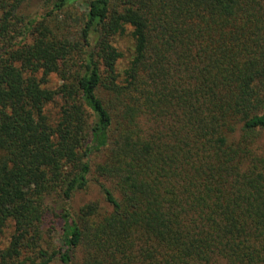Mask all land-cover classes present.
<instances>
[{
    "label": "trees",
    "instance_id": "trees-1",
    "mask_svg": "<svg viewBox=\"0 0 264 264\" xmlns=\"http://www.w3.org/2000/svg\"><path fill=\"white\" fill-rule=\"evenodd\" d=\"M30 1L0 0V264H264V0Z\"/></svg>",
    "mask_w": 264,
    "mask_h": 264
},
{
    "label": "rangeland",
    "instance_id": "rangeland-1",
    "mask_svg": "<svg viewBox=\"0 0 264 264\" xmlns=\"http://www.w3.org/2000/svg\"><path fill=\"white\" fill-rule=\"evenodd\" d=\"M39 10L38 7V1L37 0H32L30 2H28L24 8L23 11L25 13H35V11ZM131 41H129V39L127 40H118V46L120 48V50L124 53V60L122 61V65L121 67H125L127 66L128 62L131 59V54H132V49L133 46L130 43ZM261 144L264 145V133L262 134V139H261ZM92 201V200H98L101 201L103 204V198L102 195L98 192V190L94 187L92 191L89 192V194L86 195H77L75 197V200L73 202L74 207H78L82 204L87 203L88 201Z\"/></svg>",
    "mask_w": 264,
    "mask_h": 264
}]
</instances>
